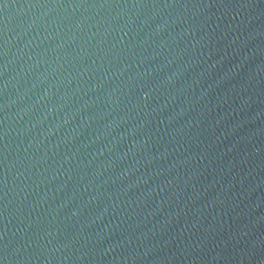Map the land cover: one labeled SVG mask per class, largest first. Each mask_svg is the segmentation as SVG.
Returning <instances> with one entry per match:
<instances>
[{
	"label": "water",
	"instance_id": "95a60500",
	"mask_svg": "<svg viewBox=\"0 0 264 264\" xmlns=\"http://www.w3.org/2000/svg\"><path fill=\"white\" fill-rule=\"evenodd\" d=\"M0 264H264V0H0Z\"/></svg>",
	"mask_w": 264,
	"mask_h": 264
}]
</instances>
